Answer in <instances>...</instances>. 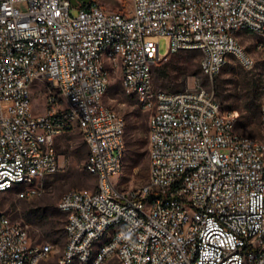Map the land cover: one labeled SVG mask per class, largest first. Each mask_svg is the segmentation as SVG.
<instances>
[{
    "label": "built area",
    "instance_id": "obj_1",
    "mask_svg": "<svg viewBox=\"0 0 264 264\" xmlns=\"http://www.w3.org/2000/svg\"><path fill=\"white\" fill-rule=\"evenodd\" d=\"M121 10L106 9L97 0H78L72 15L70 0H0V198L3 179L30 175L23 199L38 190L39 179L61 171L57 139L73 130L61 112L85 121L81 131L89 148L87 164L97 163L101 193L77 190L63 197L69 254L87 255L101 230L114 246L101 249L95 264L117 257L122 264H264V133L255 138L237 131V111L220 116L214 78L221 62L235 58L255 65L254 56L240 47L241 25L258 27V48L264 49V0H121ZM118 35L132 39L119 44ZM9 36V44H2ZM167 51L161 53L160 40ZM99 41L126 48L127 64L114 62L122 89L132 79L148 115L149 182L123 190L114 177L123 167L126 134L122 115L99 106ZM176 47H202L201 72L188 91L159 90L153 69ZM36 69L50 91L36 112ZM65 93L67 107L56 105ZM260 107L264 112V101ZM261 123V119H260ZM54 164L52 173L45 165ZM146 197L155 204L146 205ZM126 219L113 229L112 221ZM51 245L32 240L27 226L0 210V264L27 262V253L46 261ZM19 255V262H11ZM68 261L61 255L60 264Z\"/></svg>",
    "mask_w": 264,
    "mask_h": 264
},
{
    "label": "rangeland",
    "instance_id": "obj_2",
    "mask_svg": "<svg viewBox=\"0 0 264 264\" xmlns=\"http://www.w3.org/2000/svg\"><path fill=\"white\" fill-rule=\"evenodd\" d=\"M106 9L123 8L121 0H97ZM78 7L72 9L76 15ZM240 42L246 47L256 62L252 68L240 65L231 58L227 65L214 78L215 94L225 110L237 111V131L255 138L262 137L261 103L264 101V49L258 48L259 37L255 34L244 35ZM167 39L160 40V51L166 53ZM201 52L183 50L173 53L153 69L154 84L157 89L179 91L188 89L199 78L203 87L212 88V81L201 72ZM111 87L107 89L103 102L126 119V152L122 172L114 177L123 190L140 187L149 182L150 158L148 144V115L137 103V96L126 93L121 86L119 73L112 75ZM40 85V86H39ZM34 90L36 112H42V100L50 91V85L40 83ZM38 88V89H37ZM256 92V93H255ZM255 93L260 116L246 122L244 115L248 110L246 100ZM61 162V171L41 178L30 197L18 198L17 192L27 189L16 185L14 189L0 198V210L9 213L13 220L27 226L32 240L36 243H50L54 251L43 264H60L66 244V216L58 207L62 196L69 190H93L97 179L87 170L89 148L79 126L72 132L60 136L56 142ZM35 187V184L34 186ZM37 192V193H36ZM106 264H122L113 257Z\"/></svg>",
    "mask_w": 264,
    "mask_h": 264
},
{
    "label": "bare ground",
    "instance_id": "obj_3",
    "mask_svg": "<svg viewBox=\"0 0 264 264\" xmlns=\"http://www.w3.org/2000/svg\"><path fill=\"white\" fill-rule=\"evenodd\" d=\"M88 2H91L89 0ZM241 31L248 32V25H241ZM249 34L258 35V27H249ZM119 44H125V46H132V39H126L125 35H118ZM2 44H9V36H2ZM240 47H244V45L240 42ZM98 49H108V53L113 56L114 60L107 59V50H100L99 52V60L101 62V76H97V85H105V80L107 83H111L113 70H114V62H116L118 67H125L127 64V50L126 48H117L115 46H110V42L107 41H99ZM186 50V47H176L171 51V54L178 53L180 51ZM195 50H199L202 55V47H195ZM246 54L249 56L250 53L246 50ZM228 62H221V70L227 65ZM243 66L248 67V63H241ZM201 65V60H200ZM44 77V69H36L35 72V80H38V85L40 83L50 85L48 80H43ZM40 86V85H39ZM37 86L34 87V90ZM125 87L127 89V93L137 96V92H135V84L132 79H125ZM206 88V87H204ZM38 89V88H37ZM107 91V86H100L99 89V106L100 108H107L112 114H118L111 107L104 104L103 99L104 95ZM180 91H188V89L180 90ZM148 104V96H140L139 105L141 107H145ZM56 105L59 107H67V98L65 93H56ZM230 115V110H225L223 107L220 109L221 117H228ZM61 119H69V127L71 130L75 128V126H79L81 131L85 130V121L83 119H79V116H69V112H61ZM126 119L122 117V132L126 134ZM261 132L264 133V112H262L261 108ZM155 151V144H149V152ZM89 158V156H88ZM87 170L90 174L96 177L97 186L93 189V194L101 193V182L98 181V166L97 163H89L87 164ZM123 167L119 168V174L122 172ZM54 171V164H46L45 165V173H52ZM35 184V180L30 179V175H23L15 179L14 177H7V179H3V186H6V193L10 192L14 189L16 185H23L27 189L29 187H33ZM26 190V189H25ZM25 190H20L17 192V195H22ZM77 190H69L67 191L61 198L70 197L76 193ZM34 192V191H33ZM32 192V193H33ZM30 193L26 197H30L32 195ZM37 193V192H36ZM25 197V198H26ZM61 200L59 204H61ZM155 204V197H146V205ZM60 210L64 213V209L60 208ZM123 226H126V219H119V221H112L113 229H121ZM51 245L46 249V260L50 257V255L54 251V245L50 243H46ZM114 246V239L108 238V230H101L98 234V239H96V244H94V250L87 255L84 260V254H69V243L68 238L66 236V244L64 246L62 255H68V261H84V264H95L99 257H101V249H108V247ZM36 261V253H27V262L42 264V262ZM11 262H19V255H11ZM65 264H76L74 262H66Z\"/></svg>",
    "mask_w": 264,
    "mask_h": 264
},
{
    "label": "trees",
    "instance_id": "obj_4",
    "mask_svg": "<svg viewBox=\"0 0 264 264\" xmlns=\"http://www.w3.org/2000/svg\"><path fill=\"white\" fill-rule=\"evenodd\" d=\"M255 93H253V95L250 96L248 100H246V106H248V110L245 112V115H244L246 122H252L256 120L258 115L260 116V107H259V112H258V104H256V101L259 96L256 95Z\"/></svg>",
    "mask_w": 264,
    "mask_h": 264
},
{
    "label": "water",
    "instance_id": "obj_5",
    "mask_svg": "<svg viewBox=\"0 0 264 264\" xmlns=\"http://www.w3.org/2000/svg\"><path fill=\"white\" fill-rule=\"evenodd\" d=\"M71 1V3H72V5L74 6V7H77L78 6V0H70ZM83 2H85V3H87L89 0H82ZM116 8H111V10H115ZM116 10H121V8H118V9H116Z\"/></svg>",
    "mask_w": 264,
    "mask_h": 264
}]
</instances>
